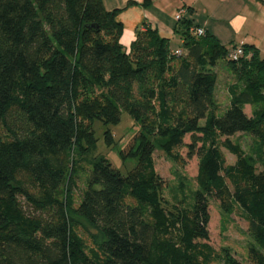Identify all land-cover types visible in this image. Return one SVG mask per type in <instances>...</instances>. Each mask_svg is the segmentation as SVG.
I'll list each match as a JSON object with an SVG mask.
<instances>
[{
    "label": "trees",
    "instance_id": "obj_1",
    "mask_svg": "<svg viewBox=\"0 0 264 264\" xmlns=\"http://www.w3.org/2000/svg\"><path fill=\"white\" fill-rule=\"evenodd\" d=\"M125 7L0 0V264H245L209 243L211 200L224 222L237 211L247 221L248 264H264V57L244 44L232 58L237 45L193 34L185 17L179 48L143 22L127 49ZM218 65L230 73L226 105ZM123 112L139 125L118 151L136 160L126 173L100 152L95 127L115 147ZM183 146L198 157L196 186L186 194L180 179L171 201L154 152L183 165Z\"/></svg>",
    "mask_w": 264,
    "mask_h": 264
},
{
    "label": "crops",
    "instance_id": "obj_2",
    "mask_svg": "<svg viewBox=\"0 0 264 264\" xmlns=\"http://www.w3.org/2000/svg\"><path fill=\"white\" fill-rule=\"evenodd\" d=\"M129 1L137 3L125 7ZM142 1L103 0L109 10L125 7L117 18L123 24L120 40L127 49L135 38V28L143 22L169 38L171 48H179L182 39L174 28L175 14L181 11L182 17L213 33L223 44H252L264 57V0H148L147 5ZM225 94L227 97L226 90Z\"/></svg>",
    "mask_w": 264,
    "mask_h": 264
},
{
    "label": "rangeland",
    "instance_id": "obj_3",
    "mask_svg": "<svg viewBox=\"0 0 264 264\" xmlns=\"http://www.w3.org/2000/svg\"><path fill=\"white\" fill-rule=\"evenodd\" d=\"M216 70H219V84L217 87V95L221 104L226 105L228 103V99H226L225 94V85L230 79V73L221 65L216 67ZM247 112L251 111V107H246ZM223 113V112H221ZM96 134L98 136V144L100 147V152L107 155L113 164L118 167L123 173H126L129 169H131L135 164V159H129L127 161H122L118 154L120 148H124L128 146V142L131 140L133 135L137 132L139 125L135 123L132 117L127 113L123 112L121 116V120L117 125L111 126L112 135L114 138L115 147H108L104 141V131L105 127L100 124H95ZM234 140H237V135L232 137ZM241 138V137H240ZM185 144L190 142V135H186L184 139ZM241 143L245 150L249 149V145L251 143V139L249 136H243ZM227 156L228 162H234L236 157L227 150H224ZM188 149L186 146H183L180 150V153L185 158L183 165H178L173 162L166 154L160 150L156 149L154 152L155 159V168L157 172L163 177V179L167 180L168 187L165 191V196L169 198L171 201L175 200V197L179 196V186L180 179L184 180L188 187H186V194H189V189L195 188V176L198 170V157L193 156L192 158L187 157ZM85 183V175L80 173L75 177V192L76 196L80 194V190L84 188ZM210 212V222L208 225L210 239L209 243H211L217 250L223 246H229L233 255L241 260L243 263L248 264L247 257V246L250 241V237L248 234V223L247 221L240 215L237 211L227 216L224 222V216L221 213L218 202L216 200L210 201L209 206ZM217 264H223L219 262Z\"/></svg>",
    "mask_w": 264,
    "mask_h": 264
},
{
    "label": "built area",
    "instance_id": "obj_4",
    "mask_svg": "<svg viewBox=\"0 0 264 264\" xmlns=\"http://www.w3.org/2000/svg\"><path fill=\"white\" fill-rule=\"evenodd\" d=\"M181 18H182L181 11L176 12V14H175V19H176V20H179V19H181ZM191 32H192L193 34L198 35V36H201V35H204V34H205V30H204V28H202V27H192V28H191ZM177 52L181 53V49H178ZM243 53H244V49H243V47H242L241 45H239V46H237L236 48H234V49L231 51L230 54H231V57H232V58L237 59L238 57H240L241 55H243Z\"/></svg>",
    "mask_w": 264,
    "mask_h": 264
}]
</instances>
